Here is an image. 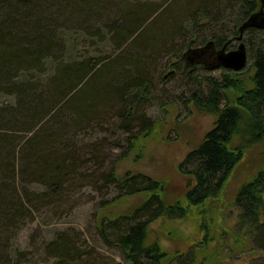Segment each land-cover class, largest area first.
Wrapping results in <instances>:
<instances>
[{
	"label": "trees",
	"instance_id": "16d2710c",
	"mask_svg": "<svg viewBox=\"0 0 264 264\" xmlns=\"http://www.w3.org/2000/svg\"><path fill=\"white\" fill-rule=\"evenodd\" d=\"M259 7V0H172L152 17V8L125 0H0V97L11 98L0 103V264H9L10 238L34 210L59 204L72 188L95 181V173L81 174V169L89 159L98 165L99 149L97 144L75 147L79 129L102 127L115 117L126 134L122 157L136 151L138 140L150 133L144 106L152 93L154 58L169 53L174 38L186 33L193 35L186 46H196L186 52L209 42L216 49L226 43L233 48L237 28ZM112 10L116 18L108 21ZM91 20L98 26L89 28ZM106 42L114 49L125 43L131 47L121 57L104 52L79 58L84 46ZM242 42L247 58L248 46L254 47L247 78L220 67L217 78L196 77L190 83L189 102L216 118L179 166L189 178L186 205L181 200L165 203L164 183L145 174L121 180L110 172L98 178L114 184L117 197L145 196L131 214L103 217L97 224L103 243L119 250L127 264H162L166 253L158 241L149 240L150 224L158 218L184 219L192 207H202L200 236L170 261L217 264L230 237L244 253L264 255V167L237 190L229 234L224 228L213 234L212 216L204 215L205 203L218 198L244 151L264 141V29H246ZM188 57L195 63L196 57ZM230 91L236 94L234 103L228 100ZM215 240L218 246L213 247ZM48 253L59 264H94L66 237L50 243Z\"/></svg>",
	"mask_w": 264,
	"mask_h": 264
},
{
	"label": "rangeland",
	"instance_id": "374dc122",
	"mask_svg": "<svg viewBox=\"0 0 264 264\" xmlns=\"http://www.w3.org/2000/svg\"><path fill=\"white\" fill-rule=\"evenodd\" d=\"M171 1L125 0L127 4L152 8L151 13L153 14L150 13L152 17L162 14L161 11L165 8L166 2ZM115 13L112 10L107 15V20L116 18ZM105 21L100 20L101 27L106 30ZM95 23L91 20L89 28L98 26V23L97 25ZM192 36L191 33L176 36L173 40V49L169 53L159 54L149 68L152 93L145 103L144 113L151 122L150 133L146 138L138 140L136 151L122 157L127 148L126 134L118 127L115 117L102 127L95 124V127L91 125L76 132L75 147L97 144L98 165H93V159H89L82 167L86 171L81 169V174L95 173L93 178L97 182L79 184L66 192L63 202L43 207L38 211L34 210L10 238L9 264H59L55 256L47 254V247L56 238L62 237L75 241L77 246L85 251V260L88 259L94 264H127L119 250L103 243L97 224L103 217L114 219L121 215L131 214L133 209L144 201L145 196L138 194L117 197L120 193L114 184H109L104 180L98 181L102 174L112 172L121 180L127 175L145 174L164 183L162 198L165 203L181 200L182 205H186L183 196L189 178L179 166L185 155L195 149L204 134L212 128L216 118L213 114L198 110L189 102L188 97L194 89L189 86L196 77L217 78L222 71L218 68L210 69L208 64L209 69L203 70L199 68L203 63H190V60L187 62L182 59V54L187 48L196 47L186 46ZM236 46L237 43L233 48ZM84 47H86L84 55L79 56L81 59L96 58L102 56L104 52L114 58L121 57L131 46L125 43L114 49L110 42H106L96 48ZM253 48V45L248 46V63L241 71L243 72L242 78L250 75L248 66ZM50 70L47 74L51 73ZM228 97L231 103L236 100V94L232 91L228 92ZM10 100L8 96L0 97V103ZM36 130L31 131L30 135L38 132ZM139 132L135 130L134 134ZM83 156L86 159L90 158L89 151ZM260 167H264V141L253 144L244 151L242 161L229 175L218 198L205 203L206 213L204 215L212 216L213 234L220 233L221 228L229 234V228L234 226L235 215L231 212L233 207L230 204L239 187ZM186 168L191 167L188 165ZM200 209L202 207L190 208L187 216L181 220L158 218L150 224L149 240L158 241L161 250L166 253V259L162 264H178L177 260L170 261L174 254L184 253L200 236L197 228L199 219L202 217V214H198ZM223 237L225 236L221 238ZM227 241L228 248L222 250L223 253L219 255L220 260L217 264H264V255L254 252L244 253L235 246L231 237ZM217 242L215 240L212 246H218Z\"/></svg>",
	"mask_w": 264,
	"mask_h": 264
},
{
	"label": "water",
	"instance_id": "95a60500",
	"mask_svg": "<svg viewBox=\"0 0 264 264\" xmlns=\"http://www.w3.org/2000/svg\"><path fill=\"white\" fill-rule=\"evenodd\" d=\"M259 9L251 14L242 24L237 28L238 35L235 41L238 42L236 48L226 50L227 43L222 48L215 50L213 44L209 42L206 46L195 49H188L184 57L186 60L192 59L189 55L196 57V62L203 63L205 67L207 64L210 69L224 68L233 72L242 71L247 64V54L244 43L241 41L243 33L248 28L264 29V0H259ZM205 61V62H204ZM211 63V64H210Z\"/></svg>",
	"mask_w": 264,
	"mask_h": 264
}]
</instances>
